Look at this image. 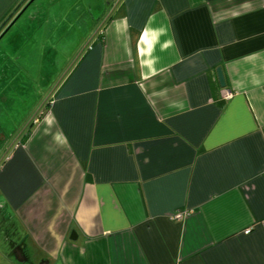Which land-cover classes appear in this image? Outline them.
Here are the masks:
<instances>
[{
	"label": "crops",
	"instance_id": "crops-1",
	"mask_svg": "<svg viewBox=\"0 0 264 264\" xmlns=\"http://www.w3.org/2000/svg\"><path fill=\"white\" fill-rule=\"evenodd\" d=\"M118 1L0 129V264H264V0Z\"/></svg>",
	"mask_w": 264,
	"mask_h": 264
},
{
	"label": "rangeland",
	"instance_id": "rangeland-1",
	"mask_svg": "<svg viewBox=\"0 0 264 264\" xmlns=\"http://www.w3.org/2000/svg\"><path fill=\"white\" fill-rule=\"evenodd\" d=\"M100 1L104 0H52L48 4L50 11L45 14L50 18V23L44 25L40 34L34 31L32 35H26L22 32L18 33V28H14L0 41V129L5 132L8 141L13 136L21 134L34 119L38 110L36 116L40 115L49 102L46 98L53 90L50 89L51 84L49 87L47 85L52 79H56L57 71L67 64L69 53L80 43L85 34L81 30L88 31L91 28V25H81L71 17L86 12V16L92 17L94 28L92 34H94L111 14L114 6L109 7L110 0H105L109 7L106 11H104L105 4L103 7L97 5ZM34 5L35 3L27 9L26 15L35 11ZM99 16L101 19L98 25H95ZM45 20L46 18L43 17L44 22ZM29 21L30 23L24 26L28 33L36 27V19ZM53 22L59 23L56 32L60 33V40L54 42L50 39L52 34L49 33ZM74 32L76 37L70 39ZM88 42L89 39L83 44L76 58L86 48ZM53 58L55 65L51 66ZM42 104L44 107H41Z\"/></svg>",
	"mask_w": 264,
	"mask_h": 264
},
{
	"label": "water",
	"instance_id": "water-1",
	"mask_svg": "<svg viewBox=\"0 0 264 264\" xmlns=\"http://www.w3.org/2000/svg\"><path fill=\"white\" fill-rule=\"evenodd\" d=\"M120 1V0H119ZM118 1V2H119ZM34 5V12H30L28 15H26V11L29 7H31V5ZM116 7V5H114V7L112 8V11L114 10V8ZM21 8V9H20ZM46 1H42V0H22L20 2V4L14 9V11L6 18V20L2 23V25L0 26V41L14 28H18V33L22 32L25 33L26 35L29 34L28 32H26L24 26L26 23H30L29 20H33L36 18L37 15L40 16V14L42 15V17H45L46 14ZM112 13V12H111ZM108 17V16H107ZM12 19V20H11ZM11 20V21H10ZM24 20V21H23ZM10 21V22H9ZM23 21V23H21ZM105 21V20H104ZM100 28V27H99ZM98 28V30H99ZM97 34V31L94 33ZM16 37H18L17 35H15ZM90 42V41H89ZM88 42V43H89ZM19 56V55H18ZM218 72V77L220 80V83L222 86L226 85L225 82V77L222 71V68L219 67L217 69ZM50 97V94L48 95V97L46 98V100ZM45 102H43L44 104ZM43 104L41 105V107L43 106ZM40 107V108H41ZM39 108V109H40ZM39 111V110H38ZM37 111V113H38ZM36 113V114H37ZM35 114V116H36ZM35 118V117H34ZM3 137V136H2ZM16 141V140H14ZM0 143H1V139H0ZM14 143V142H13ZM13 143L11 144V146L13 145ZM10 150V147L4 152L3 156L1 157V161L6 157L8 151ZM75 233V231L73 232V234Z\"/></svg>",
	"mask_w": 264,
	"mask_h": 264
},
{
	"label": "built area",
	"instance_id": "built-area-1",
	"mask_svg": "<svg viewBox=\"0 0 264 264\" xmlns=\"http://www.w3.org/2000/svg\"><path fill=\"white\" fill-rule=\"evenodd\" d=\"M232 96H233V91L232 90H230V89L225 90V98L229 99ZM176 217L182 218L183 215H182V213H179ZM246 232H249V230H247Z\"/></svg>",
	"mask_w": 264,
	"mask_h": 264
},
{
	"label": "flooded vegetation",
	"instance_id": "flooded-vegetation-1",
	"mask_svg": "<svg viewBox=\"0 0 264 264\" xmlns=\"http://www.w3.org/2000/svg\"><path fill=\"white\" fill-rule=\"evenodd\" d=\"M27 1H28V0H27ZM20 9H21V8H20ZM11 20H12V19H11ZM11 20H10V21H11ZM10 21H9V22H10ZM1 138H3V137H1V135H0V139H1ZM11 142H12V141H11ZM6 148H7V146L4 147V148H3V146L0 147V149H1V150H0V151H1V152H0V157L2 156V154H3V152L5 151Z\"/></svg>",
	"mask_w": 264,
	"mask_h": 264
},
{
	"label": "trees",
	"instance_id": "trees-1",
	"mask_svg": "<svg viewBox=\"0 0 264 264\" xmlns=\"http://www.w3.org/2000/svg\"><path fill=\"white\" fill-rule=\"evenodd\" d=\"M11 14V13H10Z\"/></svg>",
	"mask_w": 264,
	"mask_h": 264
}]
</instances>
